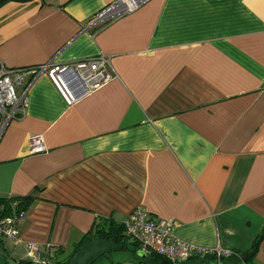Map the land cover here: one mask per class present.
Instances as JSON below:
<instances>
[{
    "label": "crops",
    "instance_id": "obj_1",
    "mask_svg": "<svg viewBox=\"0 0 264 264\" xmlns=\"http://www.w3.org/2000/svg\"><path fill=\"white\" fill-rule=\"evenodd\" d=\"M114 1L0 8L5 67L104 55L116 75L70 107L46 75L27 91L0 140V198L31 201L1 249L15 264L29 243L71 253L139 209L199 249L249 251L264 234V0H151L83 30Z\"/></svg>",
    "mask_w": 264,
    "mask_h": 264
},
{
    "label": "built area",
    "instance_id": "obj_2",
    "mask_svg": "<svg viewBox=\"0 0 264 264\" xmlns=\"http://www.w3.org/2000/svg\"><path fill=\"white\" fill-rule=\"evenodd\" d=\"M149 1L151 0H116L93 15L83 30L86 31L122 18L137 11ZM41 75H46L69 107L116 78L111 68L110 58L104 55L62 65L50 61L36 68L11 69L0 63V140L8 125L24 116L27 105L26 93ZM19 87H24L21 95L17 93ZM44 152L42 138L40 136L33 137L30 154L38 155ZM22 216L23 214L0 219V238L16 241L18 239V223ZM123 224L125 234L138 245L140 253H157L169 260L171 264L211 252L218 256L230 254V252L218 250H202L178 240L172 234L171 222L153 220L143 210L133 211ZM25 259L30 264H50L49 247L40 249L37 245L29 243L26 245Z\"/></svg>",
    "mask_w": 264,
    "mask_h": 264
},
{
    "label": "trees",
    "instance_id": "obj_3",
    "mask_svg": "<svg viewBox=\"0 0 264 264\" xmlns=\"http://www.w3.org/2000/svg\"><path fill=\"white\" fill-rule=\"evenodd\" d=\"M31 0H0V8L10 2L26 3ZM30 198H0V219L19 216L24 214L30 206ZM96 238L99 241L110 242L115 246L114 251H124L126 247V240H130L125 234L124 224L116 223L112 220H104L97 223L93 230L84 236L80 244L67 256L61 249H51L50 264H71L81 247L90 239ZM264 240V234H261L252 244L247 252L233 251L227 256H218L216 253L211 252L204 255H195L189 259L178 262L177 264H255V256L258 251L259 244ZM8 239L0 238V249L2 243ZM131 241V240H130ZM131 245L139 250L136 243L132 242ZM133 250L134 263L133 264H171L165 257L158 255L154 252L142 254ZM137 254V255H136ZM17 264H30L26 259L25 261H18Z\"/></svg>",
    "mask_w": 264,
    "mask_h": 264
},
{
    "label": "rangeland",
    "instance_id": "obj_4",
    "mask_svg": "<svg viewBox=\"0 0 264 264\" xmlns=\"http://www.w3.org/2000/svg\"><path fill=\"white\" fill-rule=\"evenodd\" d=\"M130 242L132 243V241ZM131 243H127V250L114 251L115 246L110 242H92L90 247H81L71 264H133L134 256L132 252L134 247ZM83 247L84 249H82ZM69 254L70 252L65 253L64 257ZM0 264H15L12 259L7 258L2 249H0Z\"/></svg>",
    "mask_w": 264,
    "mask_h": 264
}]
</instances>
